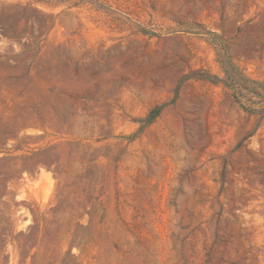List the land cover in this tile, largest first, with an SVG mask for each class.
<instances>
[{
  "label": "rangeland",
  "instance_id": "1",
  "mask_svg": "<svg viewBox=\"0 0 264 264\" xmlns=\"http://www.w3.org/2000/svg\"><path fill=\"white\" fill-rule=\"evenodd\" d=\"M233 66L264 81V0H0V264H264Z\"/></svg>",
  "mask_w": 264,
  "mask_h": 264
},
{
  "label": "trees",
  "instance_id": "2",
  "mask_svg": "<svg viewBox=\"0 0 264 264\" xmlns=\"http://www.w3.org/2000/svg\"><path fill=\"white\" fill-rule=\"evenodd\" d=\"M73 0H58L63 4ZM39 2H48V0H39ZM76 2H74V5ZM207 80L208 78H203ZM233 98L239 108L249 115L258 116L260 124L264 122V81H257L246 77L238 67L233 66ZM178 95V92H176ZM160 107L152 110L145 119L136 121L141 124L140 130L153 124L161 113ZM240 144L236 147L239 148Z\"/></svg>",
  "mask_w": 264,
  "mask_h": 264
}]
</instances>
